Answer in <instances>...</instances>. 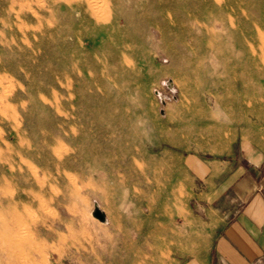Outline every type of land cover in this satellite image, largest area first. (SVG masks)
Segmentation results:
<instances>
[{
	"label": "rangeland",
	"instance_id": "rangeland-1",
	"mask_svg": "<svg viewBox=\"0 0 264 264\" xmlns=\"http://www.w3.org/2000/svg\"><path fill=\"white\" fill-rule=\"evenodd\" d=\"M233 149L264 150V0H0V264H204Z\"/></svg>",
	"mask_w": 264,
	"mask_h": 264
},
{
	"label": "crops",
	"instance_id": "crops-1",
	"mask_svg": "<svg viewBox=\"0 0 264 264\" xmlns=\"http://www.w3.org/2000/svg\"><path fill=\"white\" fill-rule=\"evenodd\" d=\"M215 170L231 181L201 206L215 223L204 264H264V150L233 149L230 160L215 161L202 179Z\"/></svg>",
	"mask_w": 264,
	"mask_h": 264
},
{
	"label": "bare ground",
	"instance_id": "bare-ground-1",
	"mask_svg": "<svg viewBox=\"0 0 264 264\" xmlns=\"http://www.w3.org/2000/svg\"><path fill=\"white\" fill-rule=\"evenodd\" d=\"M16 125V124H15ZM17 125H18V122H17ZM16 125V126H17ZM19 126H20V123H19ZM22 127L24 128V127H27L28 128V124H26V125H24V123H22ZM12 128V127H11ZM18 128V127H17ZM61 128V127H60ZM13 129H14V127H13ZM12 129V130H13ZM74 131V130H73ZM65 133V132H64ZM21 138V137H20ZM21 140V139H20ZM25 141V140H24ZM61 145V144H60ZM8 148V147H7ZM61 149V148H60ZM59 150V149H58ZM63 150V149H62ZM8 151V150H7ZM9 152V151H8ZM12 153V152H11ZM8 154V153H7ZM6 154V155H7ZM8 156V155H7ZM8 158V157H7ZM21 158V157H20ZM23 159V158H22ZM10 167V166H9ZM18 167V166H17ZM13 168V167H12ZM11 167H10V169H12ZM178 178V177H177ZM178 180V179H177ZM179 183V182H178ZM177 187H179V186H177ZM3 192V191H2ZM6 195V194H5ZM175 200L177 201V198L175 197ZM11 216V215H10ZM13 216V215H12ZM19 217V216H18ZM13 219H14V217H12ZM15 218H17V217H15ZM21 219V218H20ZM0 220H1V218H0ZM1 221H3V220H1ZM20 221V220H19ZM19 221H18V223H19ZM17 222V221H16ZM16 222H12V221H10V220H8V219H5V221H4V234H5V236H7V237H9L10 239H9V241L11 242V241H13V240H11L13 237H11L12 235H13V229H14V227H15V224H17ZM20 224V223H19ZM25 224V223H24ZM1 225H3L2 223H1ZM3 227V226H2ZM25 227V226H24ZM21 229V228H20ZM26 229V228H25ZM3 231V230H2ZM22 231V230H21ZM18 232H16V234H17ZM21 233V232H20ZM24 233V232H23ZM20 235H23V234H20ZM20 235H17V240H21V239H19V236ZM16 236V235H15ZM15 236H14V238H15ZM20 237H22V236H20ZM13 238V239H14ZM23 238V237H22ZM65 238V237H64ZM6 239V238H5ZM8 239V238H7ZM25 239V238H24ZM27 240V239H26ZM16 240H14V242H15ZM24 241V240H23ZM22 241V242H23ZM7 242V241H6ZM8 243V242H7ZM12 243V242H11ZM18 243V245H20L21 243H19V242H17ZM17 243H15V245L17 244ZM10 244V243H9ZM8 244V247L10 246ZM7 245V244H6ZM12 245V244H11ZM14 245V244H13ZM14 245V246H15ZM12 247V246H11ZM18 247H21V246H18ZM31 247V246H30ZM11 249V248H10ZM19 249V248H18ZM37 249V248H36ZM9 250V249H8ZM15 250H16V248H15ZM11 251V253L13 252V253H15V251H12V250H10ZM19 251V250H18ZM17 251V252H18ZM12 253V254H13ZM11 254V255H12ZM17 255L18 256H20L21 255V253L19 252V253H17ZM23 255V254H22ZM21 255V256H22ZM26 257V256H25ZM15 258H17V257H15ZM20 262L21 261H23L22 259H20L19 260ZM24 262V261H23ZM26 263H27V261H26ZM8 264H10V263H8ZM12 264V263H11ZM22 264H25V263H22Z\"/></svg>",
	"mask_w": 264,
	"mask_h": 264
},
{
	"label": "water",
	"instance_id": "water-1",
	"mask_svg": "<svg viewBox=\"0 0 264 264\" xmlns=\"http://www.w3.org/2000/svg\"><path fill=\"white\" fill-rule=\"evenodd\" d=\"M92 216L95 219H97L99 222H104L105 221V215L98 208H95L93 210Z\"/></svg>",
	"mask_w": 264,
	"mask_h": 264
}]
</instances>
